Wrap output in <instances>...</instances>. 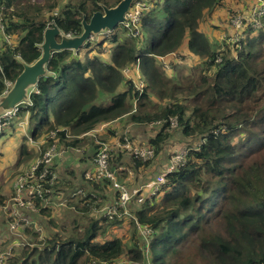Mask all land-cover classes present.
I'll list each match as a JSON object with an SVG mask.
<instances>
[{
	"label": "trees",
	"instance_id": "obj_1",
	"mask_svg": "<svg viewBox=\"0 0 264 264\" xmlns=\"http://www.w3.org/2000/svg\"><path fill=\"white\" fill-rule=\"evenodd\" d=\"M119 1L0 0L4 31L12 38L0 47V96L21 73L19 59L31 64L40 56L47 26L80 35L83 16L88 22L101 5ZM136 2L145 3L137 23L118 24L102 42L96 38L76 53H53L46 64L53 75L40 78L30 102L19 105L18 116L36 126L31 139L45 140L43 150L56 143L82 153L54 160L58 177L49 203L37 202L40 212L29 213L44 226L42 237L25 227L21 237L28 244L22 246L21 237L0 228V253L10 251L3 264H264V17L238 42L217 44V31L230 32L244 0H135L130 9ZM102 46L110 48L106 55ZM168 57L166 69L161 61ZM135 67L145 83L142 93L123 74ZM118 121L133 127L119 137L126 131L135 145L134 133L150 130L143 146L154 151L146 161L130 152L113 154L109 166L125 165L116 176L126 186L146 180L174 134L187 154L157 193L141 189L131 199L130 217L110 220L99 211L117 192L108 180L85 181L83 171L91 168L99 143L115 136ZM8 136L0 134V156ZM26 141H20L3 190L35 156ZM76 159L78 167L71 163ZM11 191L0 192V206ZM62 214V231L48 234L49 217ZM136 222L153 232L149 256ZM122 227L130 229L129 238L111 235Z\"/></svg>",
	"mask_w": 264,
	"mask_h": 264
},
{
	"label": "built area",
	"instance_id": "obj_2",
	"mask_svg": "<svg viewBox=\"0 0 264 264\" xmlns=\"http://www.w3.org/2000/svg\"><path fill=\"white\" fill-rule=\"evenodd\" d=\"M245 4L248 6V9L243 12H237L232 19V24L235 27V38L228 40V42H238L245 30H257L261 27V20L264 17V0H244ZM144 8H141V10ZM141 10L129 12L126 15L127 22L131 24L137 23L141 15ZM4 8H0V47L2 43L8 45L12 44V38L10 35H7L4 31ZM107 32L106 34H108ZM166 68H169L166 66ZM124 75L129 79L134 86L135 91L142 93L144 91L145 83L141 79V76L138 72L137 67L135 69L125 68L123 70ZM11 86V83L7 84V90ZM19 112V106L14 108L11 112L0 115V134L5 131V128L11 123V121L17 118ZM159 125L158 122L154 123ZM174 120H172L171 127H173ZM152 126V125H151ZM99 130H94L89 133L84 134L83 136H94ZM56 132L49 133V139L57 141L55 139ZM182 150L175 152V155L170 160V163L165 169L161 171L160 174L147 182L141 187L149 192L150 195H153L158 192L159 188L164 184L165 177L167 174L171 173L177 167L185 163L187 150L185 147H181ZM67 148L58 147L56 143H52L39 152L37 158L28 165L25 170L17 175L13 181L11 196L5 201L3 205L0 206V213L4 216L7 224V229L10 233L15 236L20 237V231L25 227L34 226V221L29 217V213L37 212L39 209L37 207V202H45L50 199V196L53 192V187L56 184L58 177L57 172L53 168L54 160L63 158L67 153ZM78 151L77 149H75ZM118 150L124 152H130L134 157L146 161L152 159L154 156V151L148 146L135 145L130 138L127 136L125 131L122 136L118 139L113 140L112 142H101L99 147L92 159V166L90 169H85L83 171V179L85 181H95L99 182L102 180H108L112 183L113 189L117 192V198L112 199L105 204L99 212L107 216L110 220L115 217L127 218L130 217L128 204L131 201L133 194H136L139 190H128L125 183H120L117 180L116 173L117 171H122L121 167L111 169L109 166L110 158ZM178 152V153H177ZM177 153V154H176ZM131 174V172H129ZM81 190H77L71 196L81 193ZM44 205L43 207H45ZM26 215V216H25ZM139 227L142 236L144 238L145 251L148 248L151 240V231L145 226ZM18 234V235H17ZM8 252L0 253V264H3L6 256L9 255Z\"/></svg>",
	"mask_w": 264,
	"mask_h": 264
},
{
	"label": "water",
	"instance_id": "obj_3",
	"mask_svg": "<svg viewBox=\"0 0 264 264\" xmlns=\"http://www.w3.org/2000/svg\"><path fill=\"white\" fill-rule=\"evenodd\" d=\"M135 0H120L112 7L101 5L102 10L94 12L87 22L85 16L81 21L80 35L64 34L55 24H50L43 31L42 43L39 45L40 56L31 64L19 59L21 73L16 77L9 89L0 96V115L11 112L17 106L30 102V94L36 88L40 78L49 77L46 64L53 53L70 50L76 53L91 37L113 31L118 24H126V15ZM150 2L151 0H142Z\"/></svg>",
	"mask_w": 264,
	"mask_h": 264
},
{
	"label": "rangeland",
	"instance_id": "obj_4",
	"mask_svg": "<svg viewBox=\"0 0 264 264\" xmlns=\"http://www.w3.org/2000/svg\"><path fill=\"white\" fill-rule=\"evenodd\" d=\"M145 3H143V2H136L135 4H134V6L129 10L130 12H134V11H136V10H138V11H140L141 10V8L143 7V5H144ZM263 20V19H262ZM261 20V21H262ZM214 23V22H213ZM126 24H128V23H126ZM215 24H217V23H215ZM230 27H231V30H230V32H228V31H226L225 33H222L221 32V30H218L217 31V36H216V43L217 44H221L222 42H223V40H230V39H233V38H235V27L233 26V24H232V19H231V21H230ZM221 28V27H220ZM104 37H105V35H99L98 36V38L96 39L97 40V43L96 44H99L100 42H102L103 40H104ZM93 40H95V38L94 37H91L90 39H89V41L88 42H93ZM94 46V45H93ZM94 47H97L96 45L94 46ZM102 50V52H103V54L104 55H106L107 54V51L110 49L109 47H107V46H102V48H101ZM169 61H170V57H168V58H166V59H163L162 61H161V63L163 64V65H165L164 67L166 68V66H168L169 67V64H167V63H169ZM167 69V68H166ZM124 74V73H123ZM125 76V75H124ZM126 77V76H125ZM142 77V76H141ZM174 126H173V129L174 128H176L177 127V125H176V122L174 121ZM116 126H118V129H121V130H123L126 126H125V124H124V126L122 127L120 124H119V121L118 122H116ZM36 126H35V124L34 123H28L27 122V120L25 119V118H23V116L22 115H19L17 118H15V119H13L12 120V122H11V124L9 125V127H7L6 129H5V133L6 134H8L9 136L6 138V141H4L2 144H4L5 142H6V144L5 145H7L8 147H12V149L14 150L15 149V151H16V149H17V145H18V140L19 139H21L22 138V136H26L28 139H30L31 138V135H32V133H33V130H34V128H35ZM148 127V126H147ZM150 127H153V126H151V125H149V127H148V129L150 128ZM131 128H133V127H131L130 126V129ZM125 130H127L128 131V128H125ZM139 130H141V131H143V130H145V133H146V138L151 134V132H150V130H146V128H144L143 126L142 127H140L139 128ZM146 138H144V140H142V142L143 143H145V144H147V141H146ZM107 142H109V140L107 141ZM177 142H178V139H177V136L174 134L172 137H171V139H170V141L168 142L169 144L167 145V146H165L164 147V149H163V151L157 156V161H156V166L154 167V169H150L149 171H148V173L146 174V177H145V179H146V181H148V180H150L151 178H153L156 174H160L161 173V171L163 170V169H165L166 167H167V165L170 163V160H172V157L175 155V152L178 150V152L180 151V150H182V148H181V146L180 145H178L177 144ZM26 143H28V140L26 141ZM197 143H200L199 141H197ZM30 144H31V142H30ZM141 145V144H140ZM143 146V145H142ZM171 146H172V148H171ZM43 148V147H42ZM30 150H32L33 152L34 151H36L34 148H32V149H30ZM177 152V153H178ZM176 153V154H177ZM39 155V153L37 152V155H36V157ZM172 157H171V156ZM126 158V157H125ZM125 158H124V160H125ZM34 159V157L33 158H31V160L30 161H32ZM27 165V163L25 164H22V166L21 167H18V170H22L23 168H24V170H25V166ZM20 170V171H21ZM24 170H22V172L24 171ZM22 172H20V173H22ZM19 173V171L18 172H16V174L15 175H17ZM19 173V174H20ZM18 174V175H19ZM11 175V173L9 174V176ZM5 177H0V192H7L8 193V191L9 190H12V188H11V182H9V186L7 187H5V189L3 190V186H4V183H2V182H4V179ZM14 178V177H13ZM148 179V180H147ZM138 188H139V186H136V185H133V186H128L127 185V189L128 190H130V191H132V190H138ZM12 192V191H11ZM139 192V191H138ZM137 192V193H138ZM137 193L136 194H133L132 195V197H131V199L132 198H134L136 195H137ZM9 194V193H8ZM49 203V200H47V201H45V204H48ZM42 209H43V207H42ZM38 212H40V209L38 210ZM60 212V211H59ZM129 213H130V211H129ZM131 214V213H130ZM26 216V215H25ZM29 217H31V215L29 216ZM49 218H52L53 220V223H49V225L48 224H46L49 228H48V231H47V233L48 234H50V233H52V232H54V230L55 231H58V232H61L62 231V226H65L64 224H62V223H64L65 221H64V218H63V214H62V218H61V216H58V217H56V216H54V215H51ZM31 219L34 221V226H32V229L35 231V232H37V233H39V235H40V237H42L43 236V231H44V226L42 225V223L38 220V218L36 219V218H33V217H31ZM1 222H2V224H1ZM49 222V221H48ZM0 224H1V226H0V228H3L4 230H5V232L6 233H9L10 234V236H14V238H16V236L14 235V234H12V233H10L9 231H8V229H7V224H6V220H5V218H4V216H2V215H0ZM24 229V228H23ZM117 231H120V233H112L111 235H113V236H120V237H124V238H129L130 237V229L127 227V231L125 230V228L124 227H122L121 229H118ZM20 237L22 236V232L20 231ZM2 234V232H0V235ZM3 235H6L5 233H3ZM18 235V234H17ZM19 237V236H18ZM21 239H22V243H23V245L22 246H24V245H26V244H28V242H27V236H24L23 238L21 237ZM4 240H7L6 238L4 239ZM3 240V241H4ZM123 240H125V239H123ZM147 256H149V251H148V254H147Z\"/></svg>",
	"mask_w": 264,
	"mask_h": 264
},
{
	"label": "crops",
	"instance_id": "obj_5",
	"mask_svg": "<svg viewBox=\"0 0 264 264\" xmlns=\"http://www.w3.org/2000/svg\"><path fill=\"white\" fill-rule=\"evenodd\" d=\"M243 4H244V6L242 7V8H239L237 11L238 12H241V11H246L247 9H248V6L243 2ZM23 118H25L26 120H27V122H28V116H24ZM29 123V122H28ZM120 124V123H119ZM121 125V124H120ZM104 127H106V126H103V127H100L99 128V130H102V132L100 133V134H103L104 133ZM130 128V127H129ZM129 128H128V130H129ZM112 129H114L116 132H115V136H113L111 139H110V141L109 142H112L113 140H116V139H118V137H119V135H120V133L121 132H123L124 131V129L123 130H121V129H118V126H113L112 127ZM136 136H137V138L136 139H138L139 141H138V143H139V145L141 144V145H144L145 143H143L142 142V140H144V138H146V136L145 137H143V135H141V130H139L138 132H135L134 133ZM23 138H27L26 136H22V138L21 139H19L18 140V145L17 146H19V144H20V141L23 139ZM27 140H28V143H27V147H28V149L30 150V149H32V148H34L36 151H34V153H35V156H34V159L32 160V161H27V165L25 166V168L28 166V165H30L37 157H36V155H37V152L39 153L40 151H41V147H42V145L44 144V142H45V140L42 138V139H40V140H36V141H34V140H32L31 138L30 139H28L27 138ZM30 142H31V144H30ZM68 149V148H67ZM17 153H18V147H17V149H16V151H15V149L13 150L12 149V147L10 148V147H2L1 146V156H0V176H2V177H5L4 179H6L8 176H7V173L9 174L10 173V171L14 168V166H15V164H16V160H17ZM76 153H82V151H76L74 148L70 151V150H67V153L65 154L66 155V157H68V156H70V155H73V154H76ZM65 157V158H66ZM91 159V158H90ZM77 160L78 159H76V160H73L71 163H72V165H74L75 167H78V162H77ZM89 160V159H88ZM125 162H128V158H125ZM119 167H121L123 170L122 171H119V172H124L125 170H127L126 169V167H125V165L124 164H122V165H117L116 166V168H119ZM24 169V168H23ZM82 169H85V168H82ZM129 170V169H128ZM118 172V171H117ZM129 172L130 171H128V178H132L133 177V173L131 172V174H129ZM16 177V176H15ZM15 177L13 178V180H12V182H11V188H12V186H13V181H14V179H15ZM128 178H125V182H127V183H133V181L132 180H130V179H128ZM146 181V180H145ZM145 181H143V182H141V181H139V183L140 184H137V186H139V190L141 189V187L143 186V185H145L146 183H144ZM0 215H2L1 213H0ZM34 218V217H33ZM1 224H2V222H1ZM1 224H0V226H1Z\"/></svg>",
	"mask_w": 264,
	"mask_h": 264
},
{
	"label": "clouds",
	"instance_id": "obj_6",
	"mask_svg": "<svg viewBox=\"0 0 264 264\" xmlns=\"http://www.w3.org/2000/svg\"><path fill=\"white\" fill-rule=\"evenodd\" d=\"M48 27V26H47ZM67 35H69V36H71L70 34H67ZM96 39V38H95ZM89 41V40H88ZM170 68V67H169ZM169 68H167V69H169ZM7 91V90H6ZM5 91V92H6ZM36 91V89H34L32 92H35ZM149 245H150V243H149ZM147 249V248H146ZM145 250V249H144ZM147 252V254H148V250L146 251Z\"/></svg>",
	"mask_w": 264,
	"mask_h": 264
}]
</instances>
